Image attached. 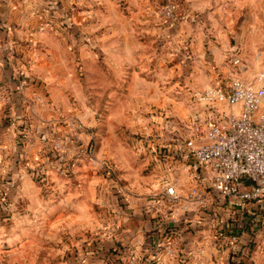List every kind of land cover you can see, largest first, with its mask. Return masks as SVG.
I'll return each mask as SVG.
<instances>
[{"label": "rangeland", "instance_id": "374dc122", "mask_svg": "<svg viewBox=\"0 0 264 264\" xmlns=\"http://www.w3.org/2000/svg\"><path fill=\"white\" fill-rule=\"evenodd\" d=\"M167 1L161 0L151 13L160 22L159 34L151 39V33L141 30L125 42L131 52L160 56L156 78L195 80L201 86L206 65L213 76L203 83L205 87L226 76L250 81L264 72V0H177L183 19L189 20L173 29L160 14ZM59 19L54 11L45 16V120L6 118L5 122L21 132H16L15 150L7 154V147L0 145V170L10 159L18 174L13 186L5 182L1 188L0 264H145L146 260L154 264L148 255L155 256L158 244L147 254L145 241L139 245L137 234L122 231L125 178L149 171L138 167L145 164L139 149L157 145L147 127L165 122L172 127L179 114H191L192 104L171 106L172 112L168 105L144 110L145 106L131 104L130 90L123 85L132 80V74L113 72L103 55L93 60L91 52H105L99 46H88L81 57L80 48L87 42L74 40L72 26L62 25ZM27 49V42L0 40V52ZM181 52L204 53L193 78L189 66L175 67ZM235 57L241 60L238 67L232 62ZM18 59L26 64L25 57ZM171 67L174 71L169 72ZM155 109L163 112L162 119H172L162 120ZM113 205L121 210L113 213ZM230 222L224 218L211 225L210 264H264V245L256 242L260 234H250L253 241L239 233L240 240L222 242L220 233L233 236ZM127 223L137 224L135 218ZM150 232L146 241L155 235ZM175 237L167 230L159 241L163 244ZM179 254L189 257L190 253ZM204 256L199 252L192 264H204ZM176 264L183 262L176 260Z\"/></svg>", "mask_w": 264, "mask_h": 264}, {"label": "crops", "instance_id": "0c3cea01", "mask_svg": "<svg viewBox=\"0 0 264 264\" xmlns=\"http://www.w3.org/2000/svg\"><path fill=\"white\" fill-rule=\"evenodd\" d=\"M160 2L161 0H0V40L8 38L17 42L24 41L29 46L26 52H0V145L7 147V154L9 150H15V135L16 132L21 131L14 127H7L6 118L17 122H22V118L45 120V32L40 29L45 16L51 11L60 17L62 25L72 26L74 40L81 42L80 44L87 42L80 48V51H83L79 54L81 57L85 56L84 50L99 46L105 49V52H91L89 55L93 60H97L98 55H103L107 67L113 72L132 74V80L129 82L126 80L123 85L127 84L130 90L131 104L145 106L144 110L148 109L146 106L168 105L172 112L174 108L171 106L191 103L193 108L191 114L201 110L202 107L195 104L193 94L204 88L203 83L205 85L211 81L213 72L209 66L202 67L206 77L201 79V86L195 80L193 82L183 79L170 82L161 80L156 78L161 66L156 65V60L160 56L155 53L146 55L142 52H131V46L125 43L131 40V37L135 38L137 31L151 33V39L160 33L158 28L160 22L158 19H153L154 16L151 14ZM189 6L186 2V7ZM183 20L185 21L181 22L177 28L182 27L183 23H187L189 19ZM62 33L67 35L65 30H62ZM180 36H182L181 33L176 36L178 41ZM193 36L197 38L198 34ZM118 42H121V45L116 46ZM185 54L187 52L179 54L180 61L179 59L175 61L177 62L175 67L189 66L192 69L190 78H193L197 72V62L203 64V61L198 58H202L204 53L190 52V61L184 58ZM20 57L26 58V64L19 62ZM172 71L174 67L169 69V72ZM178 88H185L188 91L177 94ZM173 91H176V94ZM226 109L238 110L237 107ZM155 112L158 110L155 109ZM164 112L167 111L164 110ZM158 114L162 119L163 112L159 111ZM191 114L185 115L186 117L179 114L176 120H172V127L168 126L167 122L164 125L157 123L147 127V133L157 139V145L146 144L139 149V152L145 156L146 166L139 164L138 167L139 169L143 166L147 167L149 171L142 173L145 174L143 176L139 173L136 174V178H125L126 193L123 194L122 210L114 205L111 210L113 213L115 210L122 211L125 227L122 231L137 234L139 245L145 241L142 246L146 247L147 254L154 244H158V251L153 253L155 256L157 253L159 259L157 256L148 255L149 260L154 264H176V260L183 264H192L199 252L207 256V258L204 256L202 262L205 260L204 264H210L209 250L212 248V242L209 237L212 234L211 225L216 220L228 218L231 221L230 226L245 225L247 229L253 217L254 220H260L264 224V205H250L243 211L233 209L230 204L228 206L227 201L221 200L210 191V173H200L197 176L193 170L185 168L187 164L181 156H176V153L181 151L178 148L185 149L184 140L189 136L186 126ZM151 117H154L152 113ZM167 117L171 118V116ZM162 147L168 148L170 153L166 156L165 164L160 163L156 153V150ZM9 155L13 154L10 152ZM165 176L175 182L177 194L180 196L179 203L173 206L164 202L150 204L149 198L160 196L163 191L162 179ZM17 177L15 162L10 159L4 161L0 170V194H2L1 188L5 187V182L6 185L13 186ZM194 187H198L205 197L203 206L188 199V194ZM134 218L137 222L135 227L127 223ZM251 229L249 228L250 232H243L242 235H246L244 237L249 239L252 231L256 230L254 226L253 230ZM151 230L155 235L151 240L146 241V234L151 233ZM167 230L175 233L176 237L170 242L161 244L159 239ZM260 232L256 233L260 234ZM204 235L205 241L202 239ZM162 245L165 247V252L169 251L174 258L166 255ZM179 252L190 254L186 257ZM145 264H148L147 260Z\"/></svg>", "mask_w": 264, "mask_h": 264}, {"label": "built area", "instance_id": "2783aa9c", "mask_svg": "<svg viewBox=\"0 0 264 264\" xmlns=\"http://www.w3.org/2000/svg\"><path fill=\"white\" fill-rule=\"evenodd\" d=\"M160 14L171 29L183 20L177 0H168L161 7ZM40 30L45 31V20ZM190 55L187 52L188 61ZM232 62L235 67L241 64L239 57L233 58ZM193 99L202 111L190 115L185 149L177 147L181 151L176 156H181L187 164L185 168L193 170L197 176L210 173V191L227 201L233 209L243 211L250 205H264V72L250 81L233 76L223 77L194 92ZM233 107L238 110L226 109ZM156 153L160 163L165 164L166 156L170 154L168 148L162 147ZM162 184L163 191L160 196L150 197V204H178L180 196L175 182L165 176ZM188 199L199 206L205 202L198 187L190 190ZM253 218L249 221V228L253 230L254 226L256 230L252 232L261 231L256 242L264 245V224ZM249 228L245 225L232 226L233 236L230 238L220 233L222 242L228 244L229 241L240 240L238 234L250 232ZM248 240L253 241L251 236Z\"/></svg>", "mask_w": 264, "mask_h": 264}, {"label": "trees", "instance_id": "16d2710c", "mask_svg": "<svg viewBox=\"0 0 264 264\" xmlns=\"http://www.w3.org/2000/svg\"><path fill=\"white\" fill-rule=\"evenodd\" d=\"M247 186H249L250 184H246Z\"/></svg>", "mask_w": 264, "mask_h": 264}]
</instances>
